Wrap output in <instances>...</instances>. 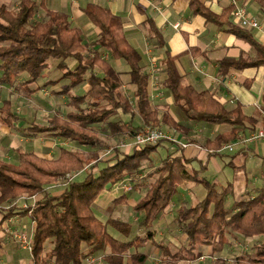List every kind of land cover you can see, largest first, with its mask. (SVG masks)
<instances>
[{"label": "trees", "instance_id": "obj_1", "mask_svg": "<svg viewBox=\"0 0 264 264\" xmlns=\"http://www.w3.org/2000/svg\"><path fill=\"white\" fill-rule=\"evenodd\" d=\"M49 1L19 0L11 8L0 0V86H12L23 74L28 75L24 84L37 81L49 68L51 59H59V66L67 67L66 73L74 75L62 91L69 95L68 106L72 110L64 116L54 114L47 124H33L29 129L35 135L55 134L80 147L63 146L53 158L22 152L17 155L18 163L0 158V231L11 217L29 216L34 223L33 264H89L88 258L99 252L108 264H124L126 259L132 264H147L151 253L139 248L154 242V221L165 214L185 183L196 182L205 185L207 195L177 210L175 223L186 241L177 250L158 244L162 248V263L191 264L202 256L196 250L207 245L212 246L217 264H223L225 257L219 255L229 245V235L239 234L245 239H257L253 251L234 256L233 264H264V186L258 188L255 196L227 205L233 184L219 187L201 176L207 162L200 161V167L193 168L198 158L186 157L176 142L170 141L171 146L162 143L167 139L152 145L135 144L129 151L120 147L126 138L133 141L145 126L162 125L175 128L179 137L188 142L200 143L197 137L190 136L193 125L187 121H204L229 126L228 130L202 142L203 148L215 151L212 155L222 157L230 155L218 151L223 144L235 143L243 134L258 130L257 116L246 115L240 105L229 109L211 91H199L184 83L176 65V59L182 54L172 56L168 52L162 61V69L167 74L163 88L172 95L182 120L177 121L168 110L161 114L151 101L149 75L142 64V55L126 36L122 18L108 6L88 2L84 7L85 16L100 32L94 39L87 38L67 12L49 6ZM258 2L264 9V0ZM189 5L193 13L226 27L228 32L245 38L256 48L257 56L248 65H264V45L245 27L230 20L234 4L219 15L199 0H190ZM40 10L44 11L42 16H39ZM146 23L150 35L164 45L154 21L148 18ZM69 58L77 61L74 68L68 67ZM117 60L125 61L128 69L117 68ZM124 73L129 74V81L122 78ZM85 84L90 86L87 91H71ZM128 84L130 94L124 89ZM136 116L143 125L134 123ZM0 118L9 126L22 119L13 111L10 101L3 103ZM160 146L166 155L157 163L152 154ZM108 148L111 155L103 159ZM89 165L92 169L86 172L85 167ZM76 172L73 179L63 181L67 174ZM141 174H146V184H142ZM124 180L145 189V194L133 205L141 217L135 223L137 229H144L142 233L134 231L132 222L112 216L104 220L96 213L97 198ZM37 195L42 198L34 204H17L23 196ZM125 201L127 194L123 193L108 206V211ZM110 226L125 240L117 238Z\"/></svg>", "mask_w": 264, "mask_h": 264}, {"label": "crops", "instance_id": "obj_2", "mask_svg": "<svg viewBox=\"0 0 264 264\" xmlns=\"http://www.w3.org/2000/svg\"><path fill=\"white\" fill-rule=\"evenodd\" d=\"M199 1L213 13L218 15L222 13L223 9L234 4L235 9L232 12L230 20L235 24L238 23L234 12L239 8H245L249 16L257 20L259 24L257 27L248 26L245 28L264 45V9L258 0ZM88 2L108 6L113 13L122 18L124 32L129 41L142 55V64L149 75V90L152 104L159 108L162 113L168 110L177 121L182 120L175 109L172 95L163 88V83L167 74L162 69V61L168 52L172 56L182 54L176 59V65L179 73L183 76L184 83L194 86L199 91H211L214 96L223 102L229 109H233L240 105L246 115L257 116L258 124L256 129L264 127V65L254 66L247 64L257 56L256 48L248 40L228 32L226 27L207 21L206 17L201 14L193 13L189 5L190 0H50L49 6L67 12L73 24L80 26L87 38L94 39L99 34L100 29L85 16L84 7ZM148 18L154 21L157 29L160 31L164 45L159 44L158 38L150 35L146 23ZM105 55L106 58H108V54ZM115 65L117 68L121 69L125 64L123 60H117L115 61ZM126 69L128 68H125V70ZM21 78L22 77H19L17 81L24 84L25 81H22ZM61 79L62 78L58 79L52 76L45 80L44 85L41 83L38 84L37 81L25 84L24 88L30 92L31 95L35 89L40 87H43L38 91L41 92V94H44V91L42 92L44 89L51 91L54 102L49 104L47 109L44 110L45 116L42 117L44 120H48V118L54 114L64 116L72 110L71 107L68 106L69 95L62 93L63 89L67 87L65 84L68 83L69 85L71 81L70 79H63L64 81H61ZM0 87V110L4 102L10 101L14 111V102L8 97V89H10L11 86L4 85ZM89 87L88 84L83 85V91H87ZM125 87L129 88L131 85L128 84L125 85ZM75 92H77V89H75L74 93ZM154 93L158 98H153ZM34 94L36 95V93ZM58 96H61V98ZM18 97H20V95ZM22 98L24 100V106L27 105V107H30L28 109H30L32 115L30 123L25 126L27 132L21 134L22 130L19 132L17 126L10 127L1 122L0 118V150H3V154H5L4 158L0 157L1 159L10 161L9 159L12 157V153L10 152H13V148L21 147L22 143L32 145L33 150L31 149V152L46 158L57 156L60 152V148L63 146H71L73 148L80 147L55 134L40 133L35 135L34 132L29 129V126L39 123L36 121L37 119H34L35 112H33V110L35 109L30 99L26 98L25 94ZM153 99H155V102ZM62 104L65 105L67 110L63 109L60 111L59 106H62ZM40 111L38 112L41 114ZM16 113L19 114L20 112L17 111ZM21 118V121L25 119L24 117ZM21 121L19 120L18 123ZM47 123L46 121L45 124ZM187 123L193 125L192 130H190V136L197 137L200 143L204 142L207 137H213L215 134L229 129V126L226 124L212 125L204 121L196 123L187 121ZM171 129L173 136H179V131L175 128ZM247 135H249L248 132L245 136ZM182 140L186 141L184 138ZM240 146V148H236L233 152H225L230 154L229 156L231 159L229 160H225L226 157L223 156L218 158V156L210 154L203 148V145L200 147H180L186 157H197L198 161L207 162L206 170L209 171L211 165V169L214 170V172L216 171L224 175L223 182H216L219 186H227L230 182L233 184V193L228 198L227 205H231L233 201H240L255 196L256 191L260 188L259 186L261 184L264 186V140L251 141L241 144ZM22 152L26 151H19L15 154L18 155ZM192 167L197 168L194 164H192ZM145 175L146 174L140 175L142 184H146L147 182ZM185 186H187V189L190 191L192 190L189 184ZM140 188L143 187L134 186L133 191L126 193L127 201L120 204L123 206L120 209L121 212L118 217L123 216L127 208V203L128 206H133L136 203L135 200L131 198L134 195V191ZM119 191H122V193H119ZM123 193L125 192L120 186L112 190H106L97 198V206L101 204L106 207L111 200H114ZM41 198L42 195L23 198L22 204H34ZM186 203H188V200H186V195L183 193L181 187L180 193L172 199L165 214L158 219V223L154 222L153 224L155 234L157 233V228H160V226L163 227L162 229L160 228L161 232L158 234L166 238L163 243L164 245L170 246L171 242L172 247H170L173 250H177L183 246V242L186 241V236L177 225L176 228L173 229L169 224H176L174 222L177 210L181 206H189ZM1 218L2 215L0 214V219ZM167 218H170V221H168ZM139 220H141V217L136 215L134 222ZM3 226L5 229L10 227L12 231L26 229L27 235H30V238H32L34 234V223L29 216L26 215H15L6 220ZM141 231L144 232V229ZM3 233L0 234V237H3ZM256 239H245L239 234L229 235L230 243L221 255H219L225 257V262L223 264H233V258L232 256L230 257L229 254L236 249H241V241H256ZM208 248V254L212 256L211 263L217 264V256L212 255V246H208ZM244 248L248 250L249 247L245 246ZM23 249L30 250L24 247ZM156 250L155 248V251ZM144 252H149V250ZM203 254L198 259L199 262L204 261L205 253ZM154 257L156 259V257L159 256L154 255ZM160 260L161 259H159V261Z\"/></svg>", "mask_w": 264, "mask_h": 264}, {"label": "rangeland", "instance_id": "obj_3", "mask_svg": "<svg viewBox=\"0 0 264 264\" xmlns=\"http://www.w3.org/2000/svg\"><path fill=\"white\" fill-rule=\"evenodd\" d=\"M3 1L8 3L11 8H15L17 6V3H18L19 0H3ZM43 14H44V11L40 10L39 16H42ZM59 61L60 60L56 59V58L55 59L54 58L51 59L49 68L46 69L45 73L43 75H41V77L37 80L38 84L41 83V84L44 85L45 80H47L48 78H50L52 76L55 77V78H58V79L62 78L61 81H64L63 79H65V80L66 79H70V81H73L72 78L74 77V75L67 74L66 72L68 71V68L59 66ZM66 62L68 63V65H69L68 67L69 68H74L77 61L75 59H72V58L70 59L69 58V59L66 60ZM124 64L125 65L122 67L123 69L121 68V70H125V68L129 67L125 61H124ZM21 77H22L21 78L22 81H26L27 78H28V75L23 74ZM122 78L125 81L126 80H128V81L130 80L129 74H125L124 73L122 75ZM69 85H70V83H69ZM65 86H68V83H66ZM24 87H25V84H23L22 82H19V81L16 80V82L10 87V89H8V97L14 102V111L20 112L19 116L25 118L23 121L20 120L21 122H19V123L16 122L13 126H10V127L17 126L19 128L18 129L19 132H20V130H22L21 134L23 132H27V129L25 128V126L30 123V119H31V116H32L30 109H28L30 107H27V105L24 106V104H23L24 100H23L22 97H23L24 94L26 95V98L30 99V102H31L33 108L36 110V111L33 110V112H35L34 119H37L36 121L39 122V123H42V124H45L46 121L48 122V120H44L42 118V117L45 116L44 115L45 114L44 110L47 109V106L49 104H52V102H54L53 99H52L51 91H49L48 89L42 90V92L44 91V94L43 93L41 94V92H38V91L40 89H42L43 87L37 88V89H35V91H33V94L31 95V93L28 92ZM0 89H1V87H0ZM75 89H77V92L83 93L82 86H75V87H73V89L71 91L74 92ZM124 89H125V91L129 92V94H130V90H129L128 87L127 88L124 87ZM37 92H38V94H37ZM34 93H36V95ZM19 95H20V97H18ZM58 97L61 98V96H58ZM153 98H158V97L155 96V93L153 95ZM0 101H1V99H0ZM153 101L155 102V99H153ZM63 105L64 104H62V106H59L60 111H62L63 109L67 110L65 105L64 106ZM38 111H40L41 114ZM161 114H162V112H161ZM126 119H129V116H126ZM134 123L138 124V125H143V122H142V120H141V118L139 116L135 117ZM159 128L163 132L169 134L170 136H173L172 133H171V130H172L171 128H173V127H171L169 125H162ZM173 137L176 138L179 141L188 142V141L182 140L183 138H180L178 135L177 136L175 135ZM170 141H171V139H167L165 142L163 141L162 143H164V145L171 146ZM201 143L200 144L199 143H193V144H197V145L201 146L202 145ZM241 144H244V143H239V142L236 143L234 145V150L233 151H235L236 148H240ZM133 146H135V143H134V141L130 140L129 138H126L125 140H123L121 142V145H120V147L124 148L126 151H129L130 148H132ZM32 147H33L32 145H27L26 143H22L21 147L13 148V152H10V153H12L11 154L12 157L9 159L10 162L18 163L17 154H15V153H17L19 151H32L33 150ZM158 149L159 150H157V152L152 154L155 162H157V163L160 161V159H161L160 157L166 155V151H165V149L163 147L160 146ZM204 149L207 152H209L210 154L215 153L214 150H208L206 148H204ZM17 150H19V151H17ZM110 152H111V148H108L103 153V159H106L107 156H109ZM0 157H2V158L5 157V154H3V150H0ZM223 157H226L225 160L231 159V157L229 155H226V156H223ZM218 158H220V157L218 156ZM193 164L197 168H199L200 165H201V162L200 161H194ZM91 169H92V166H90V165L85 167V171L86 172L90 171ZM69 175H70V177H69ZM76 175H77V172L73 173V174H67L66 178L63 181L66 183L68 180L73 179ZM201 176H206L210 181L217 182V183L223 182V180H224V175H221L219 172H216V171L214 172V170L211 169V165L209 167V171L208 170H204L201 173ZM124 181H126V180H124ZM121 183H120V185H121ZM187 184H189V186L192 188L191 191L189 189H187V186H185ZM261 186H262V184L259 187H261ZM56 187L59 188L58 185ZM185 187H186V189H185ZM184 190H186V191H184ZM131 191H133V190H131ZM182 191L186 195V200H188V203H186V204H188V205H192V204L197 203L199 200L203 199L207 195V189H206V187H205V185L203 183L187 182V183H185L182 186ZM119 193H122V191H119ZM125 193H127V192H125ZM144 194H145V189L144 188L137 189V190L134 191V195H133V197L131 199L135 200V202H137L140 199V197L142 195H144ZM23 198H29V197H24L23 196L22 198H20L17 201L18 205L22 204V199ZM230 199H232V198H230ZM113 201L114 200H111L107 205L109 206V205L113 204ZM107 205L105 207V206H102L100 204V206L98 205L96 207L95 210H96V213H97L98 216H100L104 220L107 219L110 216H112V217L120 216L119 215L120 212H121L120 209H121V207L123 205H118L111 212L108 211V206ZM126 206H127V208L124 211L123 216L118 217V218L122 219V220H126V221H131L134 224V231L137 232V230H138L139 233H142L141 230L137 229V224L134 222L135 216L136 215L140 216V215L135 213V211L133 210V206H128V203H127ZM167 220L170 221V218H167ZM154 222L158 223V219L155 220ZM169 226L171 228H173V229L176 228V224H173V223L169 224ZM160 228L162 229L163 227L160 226ZM160 228H157V233L155 234L154 242H149V243H147V244H145V245H143L142 247L139 248V250H141V251H148L149 250V252L151 253V258H150V260L148 261L147 264H163L161 260L159 261V259H160L159 257H162V252H161L162 248L158 244H163L165 242L166 238H164V237L159 235L160 232H161ZM110 229H111L112 233L117 238H120L121 240L122 239L125 240V237L121 233H119L115 228L110 226ZM1 233H3V237H0V264H32V261H31V250L23 249V247L26 248L25 246L27 244V242L26 243L24 242V236L25 235L28 238V241L30 242V245H31V238L29 237L30 235H27L26 229L25 230L21 229V230H13L12 231V229L10 227H7V229L4 228L3 230H1L0 234ZM248 239H250V238H248ZM253 243H254V241H252V240L241 241V244H242V246L240 247L241 249L234 250V252L229 254L230 257L232 256V258H233V256L241 255V254H244V253H246V254L251 253L253 251V248H252ZM170 246L172 247L171 242H170ZM245 246L249 247L248 250L244 248ZM155 248L157 249L156 251H155ZM242 248H244V249H242ZM208 249L209 248H208V246L206 247V245L200 246L196 250V252L200 253V254L205 253V259H203L204 261L199 262L198 259H197V260L192 261L190 263H192V264H212L211 263L212 256L208 254ZM154 251H155V253H154ZM154 255H157L159 257H156V259H155ZM93 256H95L94 258H96L97 260H104V257L102 256L101 253H97V254H95ZM88 263L89 264H97L98 262L95 263V262H89L88 261ZM104 263L108 264L105 260H104ZM124 264H132V263H131V261L129 259H126ZM219 264H221V263H219Z\"/></svg>", "mask_w": 264, "mask_h": 264}, {"label": "built area", "instance_id": "obj_4", "mask_svg": "<svg viewBox=\"0 0 264 264\" xmlns=\"http://www.w3.org/2000/svg\"><path fill=\"white\" fill-rule=\"evenodd\" d=\"M236 18H237V23L240 26L243 27H248V26H252V27H257L259 24L257 22V20L251 18L249 16V14L247 13V10L245 8H239L234 12ZM163 139H171V141L176 142L177 144H179L182 148H188L190 146H197L200 147L197 144H193V143H189V142H182L177 140L176 138H174L173 136H170L169 134L163 132L159 127H151V126H145L144 128H142L141 130H139L137 132V134L134 137V143L135 144H139V145H152V144H156L158 142H160ZM259 140H264V127L260 128L254 132H252L251 134L245 136L242 135L240 137V140L235 142V143H225L223 144L222 148L219 150V152H232L234 150V145L236 143H247V142H251V141H259ZM70 177V175H69ZM133 183L131 180H126L123 181L120 185V188H122L124 190V192H130L131 190H133ZM24 242L26 244V248H29L31 250V245L30 242L28 241V238L26 237V235L24 236ZM95 256H90L88 258L89 262H95L97 264H105L104 260H97L96 258H94Z\"/></svg>", "mask_w": 264, "mask_h": 264}]
</instances>
